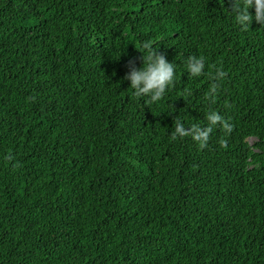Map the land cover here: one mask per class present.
I'll use <instances>...</instances> for the list:
<instances>
[{
    "label": "trees",
    "instance_id": "obj_1",
    "mask_svg": "<svg viewBox=\"0 0 264 264\" xmlns=\"http://www.w3.org/2000/svg\"><path fill=\"white\" fill-rule=\"evenodd\" d=\"M231 3L0 0V264H264V25ZM145 40L177 72L150 106Z\"/></svg>",
    "mask_w": 264,
    "mask_h": 264
},
{
    "label": "clouds",
    "instance_id": "obj_2",
    "mask_svg": "<svg viewBox=\"0 0 264 264\" xmlns=\"http://www.w3.org/2000/svg\"><path fill=\"white\" fill-rule=\"evenodd\" d=\"M223 4V0H220ZM254 8V14L249 11ZM231 16L235 24L242 29H248L253 19L264 25V0H232ZM154 40H145L141 43L139 50L142 53V64L137 67L130 61V70L125 74V79L130 81L132 95L136 98L143 97L148 106L162 101L166 91L177 78L176 64L166 58L163 52L157 51L153 47ZM206 68V59L204 56L189 54L185 59V69L193 76H200ZM217 80L223 78L226 73L222 68H217L215 73ZM128 85V86H129ZM217 84L213 83L209 93L216 91ZM191 89H185L183 95H190ZM220 126L226 132H230L232 124L218 111L207 113V124H192L185 127L184 122L177 118L175 130L171 133L173 139L191 136L198 143L199 147L204 148L210 138L214 127Z\"/></svg>",
    "mask_w": 264,
    "mask_h": 264
}]
</instances>
